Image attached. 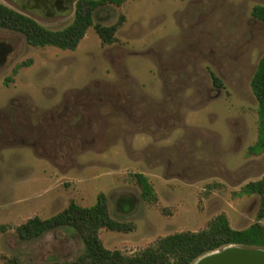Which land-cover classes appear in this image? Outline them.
Segmentation results:
<instances>
[{
  "label": "rangeland",
  "instance_id": "rangeland-1",
  "mask_svg": "<svg viewBox=\"0 0 264 264\" xmlns=\"http://www.w3.org/2000/svg\"><path fill=\"white\" fill-rule=\"evenodd\" d=\"M0 3L52 30L73 18ZM254 5L264 0L107 3L93 10L73 50L34 47L0 28V264L76 257L82 243L71 231L21 240L15 227L70 201L89 206L100 192L110 215L132 224L99 230L102 244L124 255L201 230L220 213L233 229L254 222L257 195L238 194L264 174V151L247 153L257 137L250 80L264 53ZM120 17L114 41L102 44L94 25ZM135 173L146 176L153 202L142 198Z\"/></svg>",
  "mask_w": 264,
  "mask_h": 264
},
{
  "label": "trees",
  "instance_id": "trees-1",
  "mask_svg": "<svg viewBox=\"0 0 264 264\" xmlns=\"http://www.w3.org/2000/svg\"><path fill=\"white\" fill-rule=\"evenodd\" d=\"M124 0H77L71 22L61 29H48L27 16L3 3H0V28L21 33L25 41L34 47L54 46L60 49L73 50L92 25V12L98 6L112 3L120 5ZM251 15L264 21V5H254ZM104 26L95 24V30L102 44L114 41L113 34L121 23ZM30 64V60L14 66L11 71L15 75L22 66ZM212 82L220 87V79L210 72ZM7 77L5 82L11 80ZM250 88L257 101V137L247 147L248 154H259L264 151V53L259 58L250 80ZM134 177L141 189V196L148 202L156 197L152 186L145 175L135 173ZM238 194L258 197L255 220L246 228L233 229L222 213L207 222L205 228L198 231H181L156 239L153 244L133 254L124 255L117 249L106 248L99 237V230L104 228L114 231H127L132 224L114 219L108 210L107 199L100 192L96 200L89 206H81L70 201L66 207L47 218L33 216L15 227L19 239L37 238L45 232L65 229L78 236L82 243L80 253L70 260H54L47 264H191L197 258L227 245L259 247L264 249V174L256 180L241 186ZM5 230L0 225V232ZM3 264H18L15 258ZM33 264V263H27Z\"/></svg>",
  "mask_w": 264,
  "mask_h": 264
},
{
  "label": "water",
  "instance_id": "water-1",
  "mask_svg": "<svg viewBox=\"0 0 264 264\" xmlns=\"http://www.w3.org/2000/svg\"><path fill=\"white\" fill-rule=\"evenodd\" d=\"M216 251L217 254H212ZM194 264H264V249L227 245L202 255Z\"/></svg>",
  "mask_w": 264,
  "mask_h": 264
},
{
  "label": "flooded vegetation",
  "instance_id": "flooded-vegetation-1",
  "mask_svg": "<svg viewBox=\"0 0 264 264\" xmlns=\"http://www.w3.org/2000/svg\"><path fill=\"white\" fill-rule=\"evenodd\" d=\"M23 10L34 15H65L73 11L77 0H13ZM256 216V214H255Z\"/></svg>",
  "mask_w": 264,
  "mask_h": 264
},
{
  "label": "bare ground",
  "instance_id": "bare-ground-1",
  "mask_svg": "<svg viewBox=\"0 0 264 264\" xmlns=\"http://www.w3.org/2000/svg\"><path fill=\"white\" fill-rule=\"evenodd\" d=\"M212 254H217V251L216 252H213ZM198 262H200V259H199V261Z\"/></svg>",
  "mask_w": 264,
  "mask_h": 264
}]
</instances>
